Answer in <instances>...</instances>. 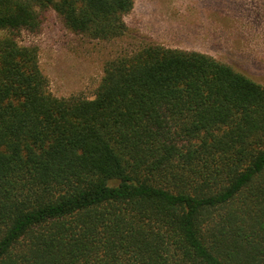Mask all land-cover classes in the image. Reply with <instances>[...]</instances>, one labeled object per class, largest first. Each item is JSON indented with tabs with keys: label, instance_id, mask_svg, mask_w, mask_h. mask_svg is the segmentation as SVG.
<instances>
[{
	"label": "trees",
	"instance_id": "trees-1",
	"mask_svg": "<svg viewBox=\"0 0 264 264\" xmlns=\"http://www.w3.org/2000/svg\"><path fill=\"white\" fill-rule=\"evenodd\" d=\"M133 4L0 0V264H264L262 83L146 44L58 97L17 39L46 8L116 39Z\"/></svg>",
	"mask_w": 264,
	"mask_h": 264
},
{
	"label": "rangeland",
	"instance_id": "rangeland-1",
	"mask_svg": "<svg viewBox=\"0 0 264 264\" xmlns=\"http://www.w3.org/2000/svg\"><path fill=\"white\" fill-rule=\"evenodd\" d=\"M124 21L123 36L93 39L46 8L38 29L21 30L17 39L38 47L39 66L58 97L93 98L105 62L146 44L207 53L264 85V0H134Z\"/></svg>",
	"mask_w": 264,
	"mask_h": 264
}]
</instances>
